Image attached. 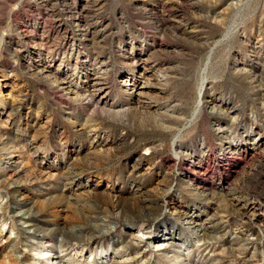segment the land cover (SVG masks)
I'll use <instances>...</instances> for the list:
<instances>
[{
  "label": "rangeland",
  "instance_id": "obj_1",
  "mask_svg": "<svg viewBox=\"0 0 264 264\" xmlns=\"http://www.w3.org/2000/svg\"><path fill=\"white\" fill-rule=\"evenodd\" d=\"M67 8L104 26L96 40L114 100L118 68L126 69L119 43L137 52L160 43L152 60L167 81L152 103L178 117L176 131L206 79L192 126L174 135L101 115L90 121L31 78L24 31L39 16L50 26L38 32L58 44L56 24L71 32ZM36 259L264 264V0H0V264Z\"/></svg>",
  "mask_w": 264,
  "mask_h": 264
},
{
  "label": "bare ground",
  "instance_id": "obj_2",
  "mask_svg": "<svg viewBox=\"0 0 264 264\" xmlns=\"http://www.w3.org/2000/svg\"><path fill=\"white\" fill-rule=\"evenodd\" d=\"M72 9L67 8L68 25L71 32L68 31L69 28L67 29L66 25L61 26L60 24H56L55 26V32L59 35H57L59 37L58 44L54 45L50 43L51 41L49 42V37L42 33L44 28H42L43 31L38 32L43 27L42 25L46 23V20H42L39 16L29 25L30 30L24 31V36L27 37V40L24 42L30 43L29 46L32 48L31 56H33V62L27 67V74L31 78L37 79L52 89L60 91L66 101L73 104L74 107L81 108L91 119L90 121H94L96 116L101 115L121 124L131 123L138 126H156L163 131H173L174 135H178L186 125L190 126L197 120L204 107L203 92H205L206 79H202L190 119L180 131H176V128H173L176 127L174 123L178 122V117L175 115L174 118L172 113L168 115L169 112L167 110H158L157 105L152 103L155 101L154 98L157 97L156 94L162 92V90L158 89V86L167 81L165 70L159 69L154 60H152L153 54L161 49L160 43L154 41L145 46V50H140L139 52L135 50L133 45L128 47L125 44L119 43L117 53L122 57L121 59L126 69L122 67L118 68L120 80L116 82V85L121 97L120 100L117 101L114 100L116 98H111L109 90L105 87V79L110 73L109 60L102 59L99 56L98 46L101 44H98L99 41L97 42L96 40V37L104 32V26L99 29L90 27L83 20V17L80 16L79 13L81 12H76L75 14ZM46 24L49 25L48 22ZM87 36L89 38L86 39L85 49H82V44H84L83 42ZM153 69L154 71L149 73ZM148 98H152L153 100L149 101ZM214 109L215 107L211 108V111ZM170 120L175 122H170ZM83 127L89 128L87 124H84ZM259 141L255 138L249 142L251 145L249 150H256L260 145ZM173 146L175 156H178L176 141H173ZM146 150L150 149L146 147ZM135 164L131 166L132 171ZM7 167L9 165H6ZM194 188H199V185L196 184ZM147 199L141 198L140 202L143 203V209L152 208V202ZM142 216L143 214L139 217ZM194 222H192L195 225L193 227L199 226ZM26 224H29V227L33 226L30 225V220ZM204 227H202V230ZM28 232L30 231L28 230ZM69 234L73 235L74 233L71 232ZM44 254L40 251L36 255L40 259ZM39 263L37 260L36 264Z\"/></svg>",
  "mask_w": 264,
  "mask_h": 264
}]
</instances>
